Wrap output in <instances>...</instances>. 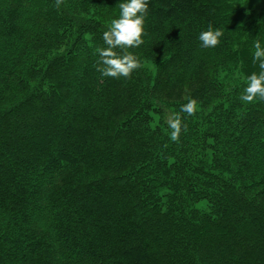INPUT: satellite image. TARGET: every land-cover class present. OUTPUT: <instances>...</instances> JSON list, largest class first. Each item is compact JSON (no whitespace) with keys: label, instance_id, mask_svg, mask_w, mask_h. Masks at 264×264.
Masks as SVG:
<instances>
[{"label":"trees","instance_id":"obj_1","mask_svg":"<svg viewBox=\"0 0 264 264\" xmlns=\"http://www.w3.org/2000/svg\"><path fill=\"white\" fill-rule=\"evenodd\" d=\"M245 1L149 0L142 68L114 79L96 50L124 0H0V264H264V102L239 98L264 0Z\"/></svg>","mask_w":264,"mask_h":264},{"label":"clouds","instance_id":"obj_2","mask_svg":"<svg viewBox=\"0 0 264 264\" xmlns=\"http://www.w3.org/2000/svg\"><path fill=\"white\" fill-rule=\"evenodd\" d=\"M64 0H55L57 9ZM149 0H124L119 3V17L110 21L107 30L103 32L102 39L106 47L98 48V71L102 77L128 79L134 71L142 68L141 61L129 49L139 48L144 44L145 21L148 16ZM223 31L208 26L207 31H202L198 37L201 47L215 48L220 43ZM253 63H258L259 73H252L247 77L246 86L240 95V100L245 104L259 100L264 102V46L259 40L253 44ZM119 50V51H117ZM197 112V101L189 98L187 103L180 106L179 112L166 116L165 121L170 130L172 142H179L183 125L181 113L193 116Z\"/></svg>","mask_w":264,"mask_h":264},{"label":"rangeland","instance_id":"obj_3","mask_svg":"<svg viewBox=\"0 0 264 264\" xmlns=\"http://www.w3.org/2000/svg\"><path fill=\"white\" fill-rule=\"evenodd\" d=\"M246 5L251 7L255 12H257V9L259 8V2L257 0H246Z\"/></svg>","mask_w":264,"mask_h":264}]
</instances>
